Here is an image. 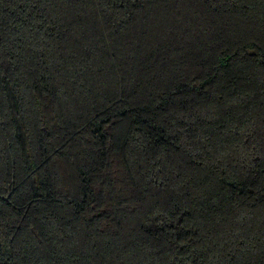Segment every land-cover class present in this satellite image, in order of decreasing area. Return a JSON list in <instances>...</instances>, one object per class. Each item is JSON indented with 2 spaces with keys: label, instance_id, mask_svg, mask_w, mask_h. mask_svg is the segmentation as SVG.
<instances>
[{
  "label": "trees",
  "instance_id": "trees-1",
  "mask_svg": "<svg viewBox=\"0 0 264 264\" xmlns=\"http://www.w3.org/2000/svg\"><path fill=\"white\" fill-rule=\"evenodd\" d=\"M0 264H264V0H0Z\"/></svg>",
  "mask_w": 264,
  "mask_h": 264
}]
</instances>
